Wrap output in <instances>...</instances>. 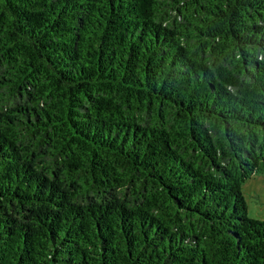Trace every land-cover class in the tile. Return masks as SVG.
<instances>
[{
    "label": "trees",
    "instance_id": "obj_1",
    "mask_svg": "<svg viewBox=\"0 0 264 264\" xmlns=\"http://www.w3.org/2000/svg\"><path fill=\"white\" fill-rule=\"evenodd\" d=\"M264 0H0V264H264Z\"/></svg>",
    "mask_w": 264,
    "mask_h": 264
},
{
    "label": "rangeland",
    "instance_id": "obj_2",
    "mask_svg": "<svg viewBox=\"0 0 264 264\" xmlns=\"http://www.w3.org/2000/svg\"><path fill=\"white\" fill-rule=\"evenodd\" d=\"M251 218L264 220V173L254 174L241 185Z\"/></svg>",
    "mask_w": 264,
    "mask_h": 264
}]
</instances>
